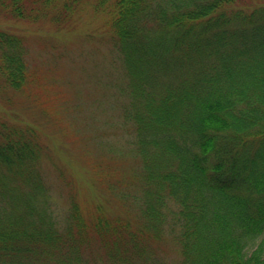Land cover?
<instances>
[{"label": "trees", "instance_id": "16d2710c", "mask_svg": "<svg viewBox=\"0 0 264 264\" xmlns=\"http://www.w3.org/2000/svg\"><path fill=\"white\" fill-rule=\"evenodd\" d=\"M242 1L0 0V15L57 29L89 7L106 17L141 162L139 194L119 198L134 215L70 189L61 216L39 130L0 118V264H264V0ZM33 78L25 36L0 29V91Z\"/></svg>", "mask_w": 264, "mask_h": 264}, {"label": "rangeland", "instance_id": "374dc122", "mask_svg": "<svg viewBox=\"0 0 264 264\" xmlns=\"http://www.w3.org/2000/svg\"><path fill=\"white\" fill-rule=\"evenodd\" d=\"M262 3L238 5L253 9ZM76 21L57 29L0 15L1 30L25 36L34 73V82L22 91H0V118L39 130L47 145L42 170L61 216L70 206V189L83 205L99 202L111 216L134 215L135 203L119 200L124 193L139 194L132 180L141 166L131 144L133 125L123 119L129 100L125 69L105 16L89 7ZM113 183H119L114 192L108 189ZM162 243L168 257H178L170 239Z\"/></svg>", "mask_w": 264, "mask_h": 264}]
</instances>
